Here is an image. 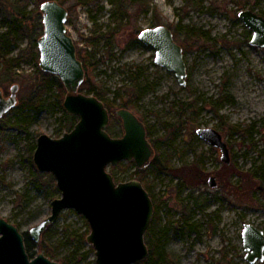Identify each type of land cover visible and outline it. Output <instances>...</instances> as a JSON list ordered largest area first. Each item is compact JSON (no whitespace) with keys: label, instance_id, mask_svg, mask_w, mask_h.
<instances>
[{"label":"rangeland","instance_id":"obj_1","mask_svg":"<svg viewBox=\"0 0 264 264\" xmlns=\"http://www.w3.org/2000/svg\"><path fill=\"white\" fill-rule=\"evenodd\" d=\"M43 1L0 0V88L9 96L11 86L19 85L18 105L0 119V216L23 233L50 215L52 200L61 196L52 173L36 167L37 139L42 133L58 138L71 122L57 86L22 107L33 94L38 56L28 52L20 67L3 69V56L38 50ZM63 1L68 31L77 50L89 54L88 76L103 98L110 102L118 95L119 103L129 92L140 93L129 108L150 128L159 163L142 176L154 202L147 230L172 263L264 264L245 258L242 238L245 223L264 229V47L250 43L253 32L238 15L243 9L264 15V0ZM160 24L183 46L186 85L156 64L155 51L137 38L143 28ZM115 110L109 124L120 136ZM200 127L220 131L230 163L197 134ZM136 169L127 160L107 167L117 182L135 178ZM212 175L217 187L209 185ZM86 221L75 209H64L46 237L54 254L36 248V255L98 264L95 249L82 239Z\"/></svg>","mask_w":264,"mask_h":264},{"label":"water","instance_id":"obj_2","mask_svg":"<svg viewBox=\"0 0 264 264\" xmlns=\"http://www.w3.org/2000/svg\"><path fill=\"white\" fill-rule=\"evenodd\" d=\"M40 12L43 31L37 41L38 66L60 77L66 90L63 106L67 113L77 115L78 121L58 138L42 133L37 139L33 155L36 167L54 175L61 196L52 200L51 214L32 226L28 234L39 243L60 213L72 208L90 224L86 241L95 249L98 264L137 263L149 254L145 234L154 215V202L141 180L117 182L107 167L127 160L145 169L155 157V147L145 122L130 108L116 110L123 124L122 135L113 136L107 130L111 115L105 102L80 90L86 69L68 31V7L59 0H44ZM238 15L253 32L250 43L264 47V15L251 9L240 10ZM138 39L155 51L156 64L173 71L181 85L187 84L184 49L171 28L163 24L145 27ZM18 89L15 83L6 97L0 88V119L17 106ZM197 134L220 149L223 161L231 162L228 143L219 130L200 127ZM208 182L211 187L218 185L214 175ZM242 238L245 258L250 263L264 261V229L245 223ZM0 264L61 263L43 252L31 257L24 233L0 216Z\"/></svg>","mask_w":264,"mask_h":264},{"label":"trees","instance_id":"obj_3","mask_svg":"<svg viewBox=\"0 0 264 264\" xmlns=\"http://www.w3.org/2000/svg\"><path fill=\"white\" fill-rule=\"evenodd\" d=\"M59 1L64 4L63 0H59ZM38 14L40 15V13H38ZM6 34H7V36H6L7 39L12 38V30H9ZM28 52L30 54L33 53L36 57L37 56L39 57V53H38L39 51L38 50H34V52L33 51L30 52L27 49H25L20 56H16V57L15 56H12V57L3 56V69H4V71L7 72V71H9V70H11L13 68L15 69V68L20 67L21 66V61H20L21 58H26V56L28 55ZM78 56L83 61L84 67L86 69V74H87L84 82L82 83V85L80 87V90L85 92V93H87V94L96 95L97 97L102 99L105 102V104L108 107V109L110 110V115H112V113H114L115 108H117V109L120 108V107L129 108L130 105L134 101H136V100H138L140 98L139 91L138 92L134 91V93L129 92V98L125 99V101L123 100L124 97H121L122 98V102L118 103L117 99L120 98V96H118V95L116 97H114V99L111 100L110 102L106 101L103 98V93L104 92L99 88V85H97L94 82V80L91 79L90 76H88L89 54L86 53V52L78 51ZM33 74H35V76L37 78L35 83H34L35 86H34V89H33V94L31 93V97L30 98L28 97L29 101L27 99L21 104L22 107L26 108V107L30 106L34 102V100H36L37 98L43 96L45 93H47L49 91L50 88H52L54 86H57L58 90L60 91V102L61 103L64 102V98H65L64 96H65L66 91H65V87H64V85H63V83H62V81H61V79H60V77L58 75L50 73V72L42 71L40 68L36 69L33 72ZM31 101H32V103H31ZM116 110H115V114H116ZM69 118H71V122L68 124V127H66L64 129L65 131L71 130L74 127V125H75V123L73 122L74 118L77 119L78 116L70 114ZM107 130L112 135H115V133H117V131H113L110 128V124L108 125ZM147 134H148V137H149L150 136V128L148 126H147ZM59 135H61V133ZM157 160H158V158L154 157L153 160L151 161L150 165H155V166L159 167L158 166L159 163H158ZM128 164L135 165L136 163L134 161H128ZM145 169H140V168L137 167L136 172H135V176H134L135 179H137L136 175H139V178H140L139 180H141L142 183H145V182H143V177H142L145 174V172H146ZM157 170H159V169H157ZM51 177L53 178L54 175L51 174ZM145 187L149 191L148 186L146 185ZM157 208H158V204L155 203V211H157ZM86 223H87V225L89 224L88 221H86ZM50 227H51V225L43 233L41 241L39 243H35L30 238V236L28 234V231L24 232L25 239H26L27 250H28V252H29L31 257H34L36 255V248L44 250V252L47 255H51L52 256L54 254L53 246L49 242L46 241V237H47V235L49 233L48 230H49ZM90 230H91V228L89 227L88 230L82 235V239H84V240L86 239V236L88 235ZM146 238L149 239L148 243H147L148 246H149V254H148L147 257L142 259V264H145V263H151V264H173L169 254L159 244V240L155 239L154 236L151 235L150 230L146 231L145 239ZM59 261H60L61 264H70V261H69V259L67 257L60 258Z\"/></svg>","mask_w":264,"mask_h":264},{"label":"flooded vegetation","instance_id":"obj_4","mask_svg":"<svg viewBox=\"0 0 264 264\" xmlns=\"http://www.w3.org/2000/svg\"><path fill=\"white\" fill-rule=\"evenodd\" d=\"M4 93V92H3ZM5 95V94H4ZM7 97V96H6Z\"/></svg>","mask_w":264,"mask_h":264}]
</instances>
